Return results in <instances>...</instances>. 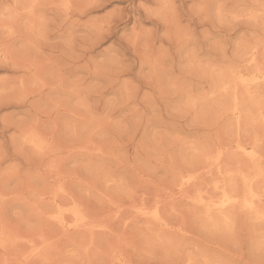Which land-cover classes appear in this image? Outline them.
Segmentation results:
<instances>
[{
    "label": "clouds",
    "instance_id": "9594fccd",
    "mask_svg": "<svg viewBox=\"0 0 264 264\" xmlns=\"http://www.w3.org/2000/svg\"><path fill=\"white\" fill-rule=\"evenodd\" d=\"M0 264H264V0H0Z\"/></svg>",
    "mask_w": 264,
    "mask_h": 264
}]
</instances>
